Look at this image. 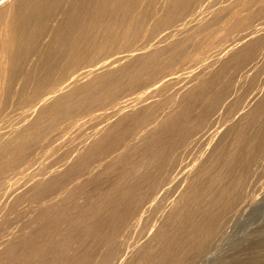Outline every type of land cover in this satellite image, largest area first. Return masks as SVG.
I'll return each mask as SVG.
<instances>
[{"label": "bare ground", "instance_id": "obj_1", "mask_svg": "<svg viewBox=\"0 0 264 264\" xmlns=\"http://www.w3.org/2000/svg\"><path fill=\"white\" fill-rule=\"evenodd\" d=\"M261 57L264 0H0V264L197 263L264 198Z\"/></svg>", "mask_w": 264, "mask_h": 264}, {"label": "rangeland", "instance_id": "obj_2", "mask_svg": "<svg viewBox=\"0 0 264 264\" xmlns=\"http://www.w3.org/2000/svg\"><path fill=\"white\" fill-rule=\"evenodd\" d=\"M212 40H213V37L211 38ZM209 40V43H210V41H212V40ZM214 39H215V36H214ZM188 44H190V43H188ZM192 49V51H190L191 49ZM197 47H194V46H189V49L187 50V55H189L188 57V60H186L187 62H186V64H185V62H178V63H176V65L175 66H173L174 68H175V70H179V68H180V71H178L177 73H180L179 75H178V77L180 78H178V81H179V83H178V81H174V82H172L171 84H170V88H171V90L169 89V91L168 92H173V90H178V91H183L185 88H184V83H185V80L184 79H186V75H188L187 73H190V71L189 70H191L192 72L195 70V71H197L196 69H199L200 67H201V64L202 63H204V60H210V58H211V55H208V57H207V55L206 54H208V53H210V54H212L213 52H211L212 50H206L207 51V53H205L206 51L205 50H203V48H202V50L201 49H196ZM198 50H200L199 51V53H198ZM203 51V52H202ZM189 53H191V54H189ZM195 53V54H194ZM205 54L204 55V58H202L203 57V55L202 54ZM195 55V56H194ZM201 55H202V57H201ZM197 56V60H194V59H196V58H193V57H196ZM199 56V57H198ZM207 58H206V57ZM191 57V58H190ZM200 58H202V59H200ZM191 59V60H190ZM198 59H200V60H198ZM193 60H194V62L196 61V65L194 64V62H193ZM203 61L202 63L200 62V61ZM189 61V62H188ZM199 61V62H198ZM200 63L198 66H200L199 68H198V66H197V64L198 63ZM206 62V61H205ZM183 63H184V66H183ZM177 64H179V66H178V69H176L177 68ZM194 64V65H193ZM186 65L188 66V67H186ZM259 66H258V68H257V70L259 69V75H260V78H262V77H264V57H261L260 58V60H259V64H258ZM190 67V68H189ZM185 68H186V70H185ZM189 69V70H188ZM183 70V71H182ZM189 71V72H188ZM184 72V73H183ZM186 72V73H185ZM176 73V74H177ZM262 73V74H261ZM183 75V76H182ZM185 75V76H184ZM181 83V84H180ZM176 85V86H175ZM178 85H180V86H178ZM173 88V89H172ZM175 88V89H174ZM178 91H176L175 92V94H177V95H179L180 94V92H178ZM174 93V92H173ZM218 114V113H217ZM214 116H216V118L218 119V121H219V118L221 119V117H222V115L220 116V115H216V114H214ZM218 116V117H217ZM220 116V117H219ZM215 122L216 124L215 125H222L223 123H221V122H223V117H222V121L219 123V122ZM94 122L95 121H91V120H87V121H85L84 122V124H83V128H85V129H82V132H83V130L86 132V130H89L90 129V127L92 128L93 127V125H94ZM218 123V124H217ZM87 125L89 126V128L87 127ZM84 126H86V127H84ZM76 134V133H75ZM77 135V134H76ZM74 136V134L72 135V137ZM71 137V138H72ZM76 138H77V136H75ZM72 140H74V138L72 139ZM195 151H193V150H191L189 153L191 154H187V157L188 158H186V160L188 161V160H190L191 158V156L193 157L194 156V153L196 152V148H193ZM193 153V154H192ZM190 155V156H189ZM261 164V165H260ZM264 168V160H261V162L259 163V167H258V170H259V174H261V173H264V169H262V168ZM262 175H264V174H262ZM262 175H260V178H259V180L260 181H262V180H264V176H262ZM262 177V178H261ZM108 182H110V181H107V180H105V181H102V183H108ZM259 196V195H258ZM258 198H260V197H258ZM248 201V202H247ZM250 200H245V201H241V202H239V204H237L236 206H238V207H234L233 208V210H231V215L229 214L227 217H225V219H227L228 220V218H230V221H232V222H229L228 223V221L227 220H225V222L222 224V226H223V228L222 227H220V231L219 230H217L218 232H216V234H218V236H214L213 238H212V240H210L209 242H211V243H209L208 244V248H210V249H206V251H204V252H202V253H193V254H190L188 257H191V259L193 258V256H195V255H197L195 258H200V260H202V261H200V260H198V262L197 263H193V261H195V259L193 260H190V258H189V260L191 261H189L188 262V260H187V262L190 264H220L221 262V264H264V241H262V240H264V238H261V239H258V238H260V236L261 237H264V235H261V234H259L258 232H260V233H262V234H264V232H262V231H264V224H262L261 222H264V221H262V220H264V216H260L261 214L262 215H264V209H262V207H264V206H262V205H264V203H262V202H264V198H261L259 201L257 200L256 202H257V204H262V205H260V207H258L257 206V204L255 203V202H252V201H250ZM260 201H262V202H260ZM252 205H250V204ZM241 204L242 205H244L245 206V204L246 205H248V207L249 208H251V207H253L254 206V204H256V207L254 206L253 208H251V212L249 211V208L247 207V211L245 210L246 208L244 207V206H241ZM242 207V212H241V210H240V206ZM262 206V207H261ZM244 207V208H243ZM238 208V209H237ZM257 208H261V209H259L258 211H253V210H257ZM245 211H244V210ZM236 210V212H238V213H236V214H233V213H235L234 211ZM238 210V211H237ZM239 210H240V212H239ZM261 210V213L259 212ZM232 211H233V213H232ZM252 211L254 212L253 213V215H252ZM245 212H248V213H245ZM251 214H250V213ZM239 213H241V214H239ZM257 213V214H256ZM243 214H244V216H246V217H244L243 216ZM254 214H255V216H254ZM260 214V215H259ZM235 215V216H234ZM239 217H238V216ZM253 216V218L255 219V221H256V223H255V221L253 220V218H252V216ZM241 216V217H240ZM246 219H244L243 217ZM257 216H260V218L259 217H257ZM237 217V218H236ZM259 218L258 220H259V222L262 224H260V223H257V218ZM159 218H160V216H159ZM159 218H155V220L153 221V223L155 222V223H157L158 224V222H160L159 220ZM156 219H157V221H156ZM241 219H244V222H243V220H241ZM249 219V220H248ZM261 219V220H260ZM241 220V221H240ZM249 221V222H246V221ZM252 220V221H251ZM236 221V222H235ZM235 222V223H234ZM238 222V223H237ZM230 225L229 227H228V224ZM242 223V224H241ZM254 223H255V225H254ZM231 224H235V225H231ZM240 224V225H239ZM247 224V225H246ZM255 226H253V225ZM260 224V225H259ZM227 225V226H226ZM238 225V226H237ZM248 227V229H246L247 227ZM235 226V227H234ZM240 226V227H239ZM243 226V227H242ZM233 227V228H232ZM237 227H239V228H237ZM246 227V228H245ZM251 227V228H250ZM259 229H257V228ZM222 228V229H221ZM226 228V229H225ZM228 228H230V229H233V231L235 232V234H232V233H234L232 230H230V231H228L229 229ZM237 228V229H236ZM241 228V229H240ZM245 230H244V229ZM149 229H151V227L149 228ZM148 228L146 229L145 228V230H146V232H148V230H149ZM243 229V230H242ZM251 229V230H250ZM253 229V230H252ZM254 229H257V230H254ZM261 229V230H260ZM151 231H153L152 229L151 230H149V234L148 235H150L152 232ZM224 231V232H223ZM241 231V232H240ZM242 231H244V232H242ZM248 231V233L250 234L251 233V231H252V233H253V235H252V233L250 234V236L252 237V236H259L258 238L256 237L255 239H256V241H254L255 239H252V238H254V237H252L251 239H249V241H250V243H249V241L247 242L248 243V245H247V243L246 242H243V241H247V239L248 238H250V236L249 237H246L248 234L246 233ZM250 231V232H249ZM253 231H255V232H253ZM256 231H257V233H256ZM135 232H137V233H135ZM145 232V231H144ZM228 232V233H227ZM230 232V233H229ZM238 232H240V233H238ZM226 233H227V235H226ZM238 233V234H237ZM242 233H246L244 236L242 235ZM256 233V234H255ZM134 234H135V236H134ZM222 234V235H221ZM130 235V236H129ZM128 236L129 237H127V239H125L126 240V242L127 243H125V245H124V250L126 249H128L127 251H128V257L130 258V262L129 263H131V264H135L134 262H144V259H146L145 258V255L147 254V253H143V251H145L144 249H145V247H146V251H147V248L149 247V246H151V247H153V243L155 242V239H154V241H148V243H144V239L146 238V237H144V236H142L143 235V233H140L139 231H134V233L132 232V233H130ZM132 235V236H131ZM230 235V236H229ZM239 237H238V236ZM146 236V235H145ZM233 236V237H232ZM235 236V237H234ZM149 237V236H148ZM227 237V238H226ZM238 237V238H237ZM241 237H244V238H241ZM217 238V239H216ZM229 238V239H228ZM240 238H241V241H240ZM245 238H247V239H245ZM137 239V240H136ZM226 239V240H225ZM240 241H238V240ZM141 240V241H140ZM144 240V241H143ZM151 240V239H150ZM215 240L217 241V242H215ZM221 240V241H220ZM225 240V241H224ZM252 240H253V242H252ZM137 243V245L135 244V242ZM137 241H139V243L137 242ZM214 241V242H213ZM235 241V242H234ZM132 242H133V244H132ZM152 242V243H151ZM214 244H213V243ZM222 244H220V243ZM238 242V243H237ZM243 242V243H242ZM142 243H144V245H141ZM149 243H151V244H149ZM217 243H219L220 245H218ZM235 243V244H234ZM244 243H245V245H244ZM251 243H253V244H251ZM256 243V244H255ZM128 246H127V245ZM146 244H147V246H146ZM156 243H154V245H155ZM215 244H216V247L217 248H219V249H217L216 251H215V248L216 247H214L215 246ZM251 244V245H250ZM141 245V246H140ZM219 247H218V246ZM242 245H244V246H242ZM247 245V246H246ZM252 245H254V246H252ZM258 245H262V247H258L259 249H257V246ZM127 246V247H126ZM135 246H140L139 248H141V250L139 249V251H138V249H136L135 248ZM221 246V247H220ZM256 246V247H255ZM143 247H144V249H143ZM212 247V248H211ZM251 247H252V249H251ZM255 247V248H254ZM250 248V249H249ZM133 249V250H132ZM142 249H143V251H142ZM223 249V250H222ZM236 250V251H235ZM257 250V251H256ZM127 251H125V253H127ZM130 251V252H129ZM133 251V252H132ZM137 251V252H136ZM145 251V252H146ZM209 251V253H210V255L209 254H207V252ZM212 253H211V252ZM241 251H242V253H241ZM254 251H256V252H254ZM136 252V253H135ZM213 252H218V253H220L219 255H218V253L217 254H213ZM225 252V253H224ZM259 252V253H258ZM140 253V254H139ZM235 253V254H234ZM195 254V255H194ZM206 254V255H205ZM228 254V255H227ZM249 254V255H248ZM134 255V256H133ZM198 255L200 256V255H202L201 257H198ZM208 255V256H207ZM214 255V256H213ZM222 255H224L223 257H222ZM203 256H205L206 257V261L204 260L205 259V257H203ZM211 256H213V257H211ZM253 256V257H252ZM131 257H132V259H131ZM208 257V258H207ZM219 257H221V258H219ZM226 259H225V258ZM232 257V258H231ZM234 257H236V258H234ZM142 258H144V259H142ZM203 258V259H202ZM219 258V259H218ZM251 258V259H250ZM134 259H136V260H134ZM209 259V260H208ZM236 259V260H235ZM140 260H142V261H140ZM232 260V261H231ZM234 260V261H233ZM148 261V260H147ZM197 261V260H196ZM195 261V262H196ZM94 262V261H93ZM96 262V261H95ZM133 262V263H132ZM146 262V261H145ZM144 262V263H145ZM186 262V263H187ZM203 262V263H202ZM98 264H100L99 262H97ZM97 263H94V264H97ZM187 263V264H188ZM93 264V263H92ZM145 264H148V262H146Z\"/></svg>", "mask_w": 264, "mask_h": 264}]
</instances>
